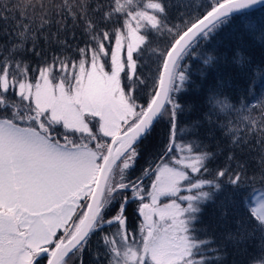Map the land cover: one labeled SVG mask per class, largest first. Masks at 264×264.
Instances as JSON below:
<instances>
[{
	"label": "snow or ice",
	"instance_id": "obj_1",
	"mask_svg": "<svg viewBox=\"0 0 264 264\" xmlns=\"http://www.w3.org/2000/svg\"><path fill=\"white\" fill-rule=\"evenodd\" d=\"M261 3L206 0L170 24L163 0H147L143 7L136 0H109L93 9L105 22L103 28L89 17L88 0H61L51 6L44 0H22L13 9L0 7V13L19 10V43L0 53V264H39L45 257L46 264H69L73 258L85 264L91 237L113 225L116 231L101 237L108 264H208L202 250L210 241L197 237L195 224L202 206L215 202L220 193L225 194L221 207L240 205L248 212L237 221L236 233H227L228 239L238 241L254 231L264 235V188L249 186V192L241 183L243 172L228 166L212 179L197 178L212 175L207 165L214 153L196 140L177 142L178 131L196 135L199 127L194 123L186 130L178 124L183 111L178 94L191 74L184 62L197 57L203 65H214L217 57L201 47L202 41L230 23L234 13ZM52 10L83 21L88 42L79 49L78 62L53 56L51 63L30 72L15 57L20 49L29 51L24 48L28 40L33 41L30 51L36 52V36L50 24L46 17ZM121 16L120 27L107 28L113 17ZM7 19L0 14V20ZM152 33L163 46L148 47ZM146 48L156 68L145 76L138 72V57ZM234 59L245 64L239 51ZM32 72L38 75L32 77ZM140 89L146 90L143 102L137 96ZM209 103L213 110L235 111L236 124L247 122L246 132L259 131L257 143L264 144V113L258 121L217 92ZM260 106L264 108V100ZM161 120L168 126L163 154L148 159L140 175L128 179L141 158L143 141ZM236 124L229 120L223 128L233 144H240ZM234 158L230 154L227 159ZM162 198L168 202L161 203ZM133 203L137 206L128 213ZM133 214L140 219L130 229Z\"/></svg>",
	"mask_w": 264,
	"mask_h": 264
},
{
	"label": "trees",
	"instance_id": "obj_2",
	"mask_svg": "<svg viewBox=\"0 0 264 264\" xmlns=\"http://www.w3.org/2000/svg\"><path fill=\"white\" fill-rule=\"evenodd\" d=\"M44 2L51 6L61 3V0H44ZM69 2L79 3V0H69ZM146 2L147 0H136L141 7ZM163 2L167 5V21L174 24L180 21L183 13L194 12L198 6L205 4L206 0H163ZM99 3L108 5L109 0H88V14L97 22L99 28H103L105 22L100 21V17L93 12ZM20 4L22 0H0V7L7 6L8 9H13ZM36 11L39 14V7ZM73 11L76 9L73 8ZM0 14L8 17L6 22L0 20V53L7 54V50L11 49L13 44L19 43L15 35V23L19 19V10ZM46 19L50 20V24L44 27L43 32L37 34L36 52L30 51L33 41L28 40L24 48L29 51L20 49L15 57L28 64L30 72L32 68H38L45 61L51 63L53 56H66L69 58V63L78 62L79 49L85 47L88 42L83 21H74L71 16L62 18L56 14L55 10H52ZM39 24L40 20L35 19L32 24L34 32ZM122 24V16L113 17L112 22L107 24V28L120 27ZM150 39L152 43L148 46L149 48L157 43L163 46L164 41L158 39L156 33H152ZM201 47L216 56L217 62L214 65H203L202 59L197 57L184 62L191 67V74L183 91L178 94L179 102L183 106L178 124L180 129L186 130L190 129L194 123L199 127L196 129V135H187L178 131L177 142L196 140L202 144L204 150L214 153L207 165L212 175L203 174L197 178L212 179L217 170L228 166L233 171L243 172L241 183L249 192V186L264 187V184L260 183L264 175V162L261 159L264 157V144L257 143V140L261 138L259 131L246 132L243 124L247 122L236 124L238 116L235 111L213 110V106L209 103V97L213 92H217L220 99L227 97L228 102L236 109H241L243 114H250L258 121L264 113V108L260 106V101L264 100V4L234 13L231 22L214 33L210 39L202 41ZM237 51L245 58L244 65L235 62ZM36 53L40 55L37 56ZM107 60L106 70H109L110 56ZM138 62L139 74L145 76L150 72L154 74L156 63L148 48L138 57ZM31 75L35 77L38 73L32 72ZM56 79H59V73L56 74ZM145 92V89L137 91L141 102ZM229 120L239 128L236 135L243 137L240 144H233L232 136L223 128ZM167 142V121L161 120L155 125L151 135L143 141L141 158L131 170L128 179H136L141 170L147 167L148 159H158L159 155L163 154ZM230 154L235 157L231 161L227 159ZM238 165H242V168H238ZM224 179L226 180L227 177ZM150 183V180L145 181L146 185ZM224 195L220 193L214 197L215 202H206L202 206L199 222L195 224L197 237L210 241L206 249L202 250V255L208 264H264V235L259 231H254L238 241L227 238L229 231L236 233L237 221L247 216L248 212L245 206L240 205L221 207ZM248 201L251 203L249 197ZM118 206L117 204L116 207ZM136 206L135 203L130 204L128 213H132ZM112 214L114 213L109 215ZM139 219L134 214L130 215V229L139 224ZM249 228L251 230L250 226ZM114 231H116L115 225L111 228L106 226L103 233L97 232L91 237L89 248L84 253L85 264H108L109 257L104 255L106 250L101 237L104 234L110 235ZM96 253L100 254L98 260L95 258ZM45 260V258L40 260L39 264H45ZM69 264H80V261L73 258Z\"/></svg>",
	"mask_w": 264,
	"mask_h": 264
},
{
	"label": "rangeland",
	"instance_id": "obj_3",
	"mask_svg": "<svg viewBox=\"0 0 264 264\" xmlns=\"http://www.w3.org/2000/svg\"><path fill=\"white\" fill-rule=\"evenodd\" d=\"M110 70V69H109ZM10 99H13L12 97H9ZM118 178V177H117ZM261 188H264V187H257V189H261ZM182 194H187V193H182ZM249 198H250V202H251V193H250V195H249ZM161 203H167L168 202V200L167 199H164V198H162L161 199V201H160ZM115 232V231H114ZM45 259H46V257H45ZM46 261V260H45Z\"/></svg>",
	"mask_w": 264,
	"mask_h": 264
},
{
	"label": "water",
	"instance_id": "obj_4",
	"mask_svg": "<svg viewBox=\"0 0 264 264\" xmlns=\"http://www.w3.org/2000/svg\"><path fill=\"white\" fill-rule=\"evenodd\" d=\"M262 4H264V3H261V4H257V5H255V6H253V7H256V6H259V5H262ZM250 8H252V7H250ZM46 264V263H45Z\"/></svg>",
	"mask_w": 264,
	"mask_h": 264
}]
</instances>
